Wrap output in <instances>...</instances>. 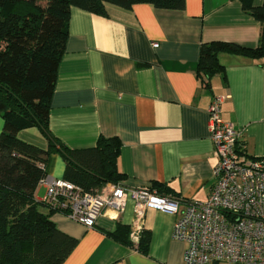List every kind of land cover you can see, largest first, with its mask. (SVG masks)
Here are the masks:
<instances>
[{
    "label": "crops",
    "instance_id": "1",
    "mask_svg": "<svg viewBox=\"0 0 264 264\" xmlns=\"http://www.w3.org/2000/svg\"><path fill=\"white\" fill-rule=\"evenodd\" d=\"M106 8L107 15L71 9L52 96V136L72 149L116 136L122 142L118 164L123 184L151 188L159 182L169 194L204 201L218 163L208 108L222 95L224 120L242 132L240 141L251 156L264 157V57L222 51L219 60L225 73H198L203 43L259 44L262 24L239 0H186L184 9L150 3ZM3 127L0 114V134ZM19 138L48 148L38 127L22 129ZM46 171L48 177L65 178L60 153L49 154ZM46 192L43 181L36 198L43 199ZM134 207L129 197L117 219L102 215L94 228L64 212L53 213L58 227L78 238L63 264H184L185 243L173 237L178 215L146 210L140 239L148 238L147 253L110 234L119 225L131 232Z\"/></svg>",
    "mask_w": 264,
    "mask_h": 264
},
{
    "label": "trees",
    "instance_id": "2",
    "mask_svg": "<svg viewBox=\"0 0 264 264\" xmlns=\"http://www.w3.org/2000/svg\"><path fill=\"white\" fill-rule=\"evenodd\" d=\"M239 1L262 24L259 44L203 43L199 75L225 73L219 60L222 51L264 57V1L261 5L255 0ZM137 3L163 9L186 6V0H0V114L4 118L0 134V264H63L78 244V238L61 230L52 219L60 210L35 195L48 176L51 152L61 154L65 179L83 191L93 192L124 179L118 164L122 146L118 137L102 136L95 146L72 149L52 136L49 118L72 7L107 15V4L131 8ZM29 127H38L47 137L46 150L19 138V132ZM151 188L170 192L159 182H153ZM129 232L128 226L119 225L110 234L134 246ZM136 247L147 253L148 238L142 236Z\"/></svg>",
    "mask_w": 264,
    "mask_h": 264
},
{
    "label": "built area",
    "instance_id": "3",
    "mask_svg": "<svg viewBox=\"0 0 264 264\" xmlns=\"http://www.w3.org/2000/svg\"><path fill=\"white\" fill-rule=\"evenodd\" d=\"M225 96L209 105V128L218 163L214 185L204 200H186L150 187L108 182L83 191L65 178L46 177L50 206L88 228L100 216L117 219L128 198L135 201L130 239L138 244L146 210L178 215L173 237L185 243L184 264H264V157L251 156L240 141L242 132L224 120Z\"/></svg>",
    "mask_w": 264,
    "mask_h": 264
}]
</instances>
